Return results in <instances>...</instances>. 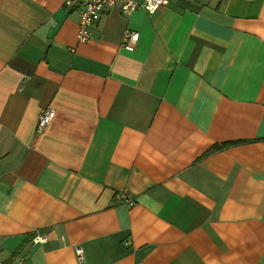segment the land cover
Instances as JSON below:
<instances>
[{"label":"crops","instance_id":"obj_1","mask_svg":"<svg viewBox=\"0 0 264 264\" xmlns=\"http://www.w3.org/2000/svg\"><path fill=\"white\" fill-rule=\"evenodd\" d=\"M79 19L0 0V264H264V0Z\"/></svg>","mask_w":264,"mask_h":264},{"label":"built area","instance_id":"obj_2","mask_svg":"<svg viewBox=\"0 0 264 264\" xmlns=\"http://www.w3.org/2000/svg\"><path fill=\"white\" fill-rule=\"evenodd\" d=\"M63 5L71 10L79 11L80 19L78 23V39L81 42H86L91 39V26H94L101 16L110 8L119 6L124 15H130L135 10L140 8L145 9L149 13H154L161 6L166 4L168 0H62ZM139 38V33L132 29H126L124 32V45L127 49L133 50L136 41ZM56 115L54 108L46 107L39 112L36 134H41L48 127L50 122ZM120 199L126 201L129 205L132 204L126 193L119 196ZM45 236L36 235L34 241H45ZM76 255L79 264H86L84 250L81 246H76Z\"/></svg>","mask_w":264,"mask_h":264},{"label":"bare ground","instance_id":"obj_3","mask_svg":"<svg viewBox=\"0 0 264 264\" xmlns=\"http://www.w3.org/2000/svg\"><path fill=\"white\" fill-rule=\"evenodd\" d=\"M45 130H46V129H45ZM128 198H130V197H128ZM130 200L132 201V204H131V205L128 204L129 207H131V206L133 205V203H134V200H132L131 198H130ZM36 235L45 236V237H46V240H45V241H47V236H46V235H41V234L36 233V234L33 236V238H32V240H33L34 243L42 242V241H37V242L34 241V238H35ZM45 241H43V242H45Z\"/></svg>","mask_w":264,"mask_h":264},{"label":"trees","instance_id":"obj_4","mask_svg":"<svg viewBox=\"0 0 264 264\" xmlns=\"http://www.w3.org/2000/svg\"><path fill=\"white\" fill-rule=\"evenodd\" d=\"M214 150V149H211V151Z\"/></svg>","mask_w":264,"mask_h":264}]
</instances>
